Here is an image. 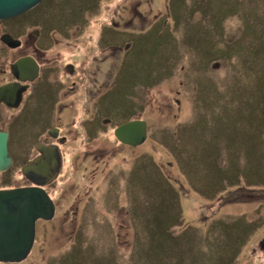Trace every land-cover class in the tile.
Here are the masks:
<instances>
[{
    "label": "rangeland",
    "instance_id": "rangeland-1",
    "mask_svg": "<svg viewBox=\"0 0 264 264\" xmlns=\"http://www.w3.org/2000/svg\"><path fill=\"white\" fill-rule=\"evenodd\" d=\"M17 16L0 28L70 24L73 53L94 57V96L74 128L77 157L89 159L53 191L91 201L60 206L67 221L38 220L29 256L0 264H264V0H43ZM136 107L148 137L123 145L114 129ZM34 109L13 120L18 110L0 103L14 160L0 189L25 183L44 132ZM101 146L104 167L90 159Z\"/></svg>",
    "mask_w": 264,
    "mask_h": 264
},
{
    "label": "flooded vegetation",
    "instance_id": "flooded-vegetation-1",
    "mask_svg": "<svg viewBox=\"0 0 264 264\" xmlns=\"http://www.w3.org/2000/svg\"><path fill=\"white\" fill-rule=\"evenodd\" d=\"M69 25L66 23H53L48 28H45L38 22V25L27 27L21 33L13 32L10 29L2 30L5 29L3 27L2 29L0 28L2 30L0 33V49L1 51L5 50V53L0 51V61L5 54H7L9 59L8 67L0 68L1 71L6 72V80L0 83V87L4 84L14 85L18 82L25 87L20 94L21 96L16 91L17 96L12 100L11 96L14 95L15 91L14 86H12L6 94L10 101L5 102L3 100L0 103H3L10 109L18 110L17 113H14L13 120L22 119L23 117H19V114H22L24 110L35 108L33 114H30V120L32 123H35L34 126H39L40 131H44L42 134H39L38 140L33 145L35 150L25 160L22 168L33 166L36 160H39L41 163L46 162V166L44 169H41L42 173L39 175L31 171H29L28 175H23L25 183L22 186H40L48 192L55 202L56 211L54 218L50 220L38 219L45 224L58 216L63 221H67L66 218L69 214L68 206L72 202V200H68L71 197V193L70 197L67 196V199L63 196L64 192L61 188L62 195L57 198L53 194L54 184L59 177L63 178L66 174L71 175L72 169H80L84 160L89 159V156L81 160L77 157V144L74 142L78 135L77 130L74 128L78 122L76 118L77 106L79 104L87 105L90 102L92 103L91 99L94 96V57L90 56L91 53L79 54V57L74 54L79 51V47H71L72 43H76L69 36ZM46 31H48L47 34L43 35ZM4 33H9L16 39H19L20 44L14 45L15 42L5 43L1 38ZM43 39H47L48 41H44ZM84 44H88V40ZM53 46L58 50L57 52L62 51L64 53L61 52L49 57V50ZM67 57H69V60H66ZM21 59H24L25 62V70L23 72L15 65ZM84 99L87 103L83 102ZM11 101H13L12 104ZM179 102L180 100L178 99ZM138 108L136 107V111L129 118L119 122L117 125L130 119L138 118L135 117ZM108 122L113 123L115 121L104 117L103 125H108ZM95 138L88 139L87 144L89 145L90 142H94ZM122 144L127 145L125 143ZM107 153L108 151L105 146H101L99 149H92L90 159L93 157V160L104 167L108 163ZM67 169H70V172ZM33 178L37 179L36 181L38 182H34ZM67 182L64 181L62 185H65ZM72 184L73 182L68 183L75 191L74 193L79 191L82 185L75 183L72 186ZM90 201V198H76L72 204L75 203L76 208H81L83 204H89ZM66 205L68 206L65 211L58 214L60 206L62 211ZM258 206L264 207V201L259 202ZM38 222L36 223V229ZM260 247L264 249L261 241Z\"/></svg>",
    "mask_w": 264,
    "mask_h": 264
},
{
    "label": "water",
    "instance_id": "water-1",
    "mask_svg": "<svg viewBox=\"0 0 264 264\" xmlns=\"http://www.w3.org/2000/svg\"><path fill=\"white\" fill-rule=\"evenodd\" d=\"M42 0H0V20L8 19L20 15L33 8ZM2 40L6 43L15 42L20 44L9 33L2 35ZM23 72L25 70L24 59L16 64ZM14 86L21 96L25 88L20 82L4 84L0 87V101L9 102L6 94ZM17 102V101H16ZM13 101H11V104ZM16 104V103H15ZM115 136L122 142L130 146L143 144L148 137V124L144 119H130L119 124L114 131ZM56 161V160H55ZM57 162V161H56ZM13 158L9 150V133L0 129V171H5L11 167ZM57 165V163H56ZM46 162L35 161L33 166L23 167V175L29 171L39 175L42 173ZM34 182H38L33 178ZM56 211L55 202L48 192L40 186H18L7 189H0V262H20L25 260L32 251L36 239V222L38 219L49 220L54 217ZM264 245V237L261 240Z\"/></svg>",
    "mask_w": 264,
    "mask_h": 264
},
{
    "label": "crops",
    "instance_id": "crops-1",
    "mask_svg": "<svg viewBox=\"0 0 264 264\" xmlns=\"http://www.w3.org/2000/svg\"><path fill=\"white\" fill-rule=\"evenodd\" d=\"M117 127V126H116ZM114 131H115V129H114Z\"/></svg>",
    "mask_w": 264,
    "mask_h": 264
},
{
    "label": "clouds",
    "instance_id": "clouds-1",
    "mask_svg": "<svg viewBox=\"0 0 264 264\" xmlns=\"http://www.w3.org/2000/svg\"><path fill=\"white\" fill-rule=\"evenodd\" d=\"M39 4V3H38ZM23 174V173H22Z\"/></svg>",
    "mask_w": 264,
    "mask_h": 264
}]
</instances>
